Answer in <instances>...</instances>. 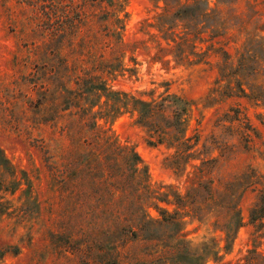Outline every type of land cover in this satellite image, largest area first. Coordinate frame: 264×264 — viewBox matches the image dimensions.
<instances>
[{"label": "trees", "instance_id": "obj_1", "mask_svg": "<svg viewBox=\"0 0 264 264\" xmlns=\"http://www.w3.org/2000/svg\"><path fill=\"white\" fill-rule=\"evenodd\" d=\"M157 1L162 7L156 26L164 46L156 48V60L166 56L177 62H201L216 53L220 57L214 91L221 98L244 97L264 109V85L257 82L264 74V20L251 32H245L251 17L235 21L245 36L232 57L225 48L227 42L219 41L227 33L224 20L208 7L207 0ZM23 2L32 7L37 22L31 34L29 82L18 84V94L29 99L31 146L38 149L44 143L50 152L56 147L64 151L61 169H56L53 153H49L47 178L50 190L59 193L69 232L83 228L87 221L81 208L87 205L92 214L86 225L112 231L84 236L91 243L147 242L151 244L150 258L143 264H264V255L254 247L247 250L241 263L221 261L213 240L193 244L186 239L180 218L184 210L193 219L211 220L213 228L231 241L244 224L240 200L251 192L256 202L249 223L263 229L264 169L249 163L221 189L214 190L212 180L202 178L211 173L215 159H202L191 166L196 180L184 196L176 195L175 210L154 205L158 212L154 217L148 209L155 201L166 202L168 192L153 190L138 154L117 142L101 125L102 119L129 113L145 130L150 145L172 149L169 161L175 169L183 171L196 158L198 134L189 133L190 100L166 91L136 96L109 85L114 77L136 70L134 47L123 39L125 0ZM7 92L13 94L10 86ZM43 126L47 127L45 141L31 137ZM260 154L264 156V151ZM16 192V200L5 199ZM38 205L31 176L16 169L0 150V215L18 211L20 220L28 221L37 214ZM18 252V246L0 248V261Z\"/></svg>", "mask_w": 264, "mask_h": 264}, {"label": "rangeland", "instance_id": "obj_2", "mask_svg": "<svg viewBox=\"0 0 264 264\" xmlns=\"http://www.w3.org/2000/svg\"><path fill=\"white\" fill-rule=\"evenodd\" d=\"M23 1L0 0V150L16 169L31 176L39 209L28 221L20 220L18 211L11 216L0 215V248L19 247L17 254L5 255L0 264H143L150 258L151 244L147 242L91 243L84 236L90 232L109 234L112 231L86 225L92 214L87 205L81 208L87 221L81 230L71 233L65 226L67 214L58 191L50 190L47 178L49 153H53L56 169H61L65 158L60 155L64 151L56 147L50 152L44 143L38 149L31 146L29 99L18 94V84L29 82L31 34L37 22L32 7ZM207 5L224 20L227 33L219 41L227 42L225 48L232 57L245 32L253 31L255 25L264 20V0H207ZM161 7L162 2L157 0H125L127 20L123 39L134 47L136 70L114 77L109 85L113 90L136 96L166 91L190 100L189 133L198 134L194 147L196 158L183 171L177 170L169 161L172 149L163 144L150 145L145 130L134 122L131 114L100 121L117 142L131 146L138 154L147 170L150 187L168 192L166 202L155 201L148 209L154 217L158 216L154 205L169 212L175 210L176 195L184 196L191 181L196 180L191 175V166L202 159H215L211 173L202 178V181L211 179L214 190L221 189L249 163L260 171L264 169V156L260 154L264 151V109L244 97L221 98L214 91L218 88L215 82L219 76L220 56L211 53L201 62H177L166 56L156 60V48L164 46L156 26ZM249 17L251 21L245 32L239 31L235 21ZM257 82L264 85V74L259 75ZM7 86L13 90L12 95L7 92ZM46 135L47 127L43 126L31 137L45 141ZM18 193L5 195V199L16 200ZM255 202L251 192L241 198L239 208L244 224L231 241L213 228L211 220L199 221L181 210L186 239L193 244L213 240L223 262L241 263L247 250L253 247L264 255V228L258 230L249 223V212Z\"/></svg>", "mask_w": 264, "mask_h": 264}]
</instances>
